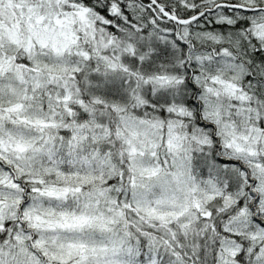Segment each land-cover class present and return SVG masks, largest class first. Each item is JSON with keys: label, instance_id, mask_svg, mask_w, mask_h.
I'll use <instances>...</instances> for the list:
<instances>
[{"label": "snow or ice", "instance_id": "obj_1", "mask_svg": "<svg viewBox=\"0 0 264 264\" xmlns=\"http://www.w3.org/2000/svg\"><path fill=\"white\" fill-rule=\"evenodd\" d=\"M0 264H264V0H0Z\"/></svg>", "mask_w": 264, "mask_h": 264}]
</instances>
